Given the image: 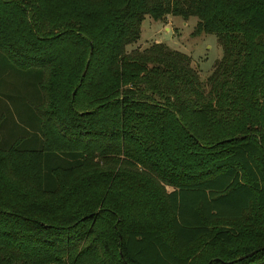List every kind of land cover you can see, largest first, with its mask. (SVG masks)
Listing matches in <instances>:
<instances>
[{"label":"trees","instance_id":"1","mask_svg":"<svg viewBox=\"0 0 264 264\" xmlns=\"http://www.w3.org/2000/svg\"><path fill=\"white\" fill-rule=\"evenodd\" d=\"M0 60V264H264V0H0Z\"/></svg>","mask_w":264,"mask_h":264},{"label":"rangeland","instance_id":"2","mask_svg":"<svg viewBox=\"0 0 264 264\" xmlns=\"http://www.w3.org/2000/svg\"><path fill=\"white\" fill-rule=\"evenodd\" d=\"M195 23L196 18L193 16L183 18L178 15H166L161 20H152L148 16H143L138 39L126 49H143L151 43H162L186 55L191 67L197 71L199 79L203 80L215 61L219 59L221 48L214 34L192 35ZM214 226H220V224ZM208 247L207 239L201 238L191 250L194 255H200ZM215 249L217 248L212 247L209 251L213 252Z\"/></svg>","mask_w":264,"mask_h":264},{"label":"water","instance_id":"3","mask_svg":"<svg viewBox=\"0 0 264 264\" xmlns=\"http://www.w3.org/2000/svg\"><path fill=\"white\" fill-rule=\"evenodd\" d=\"M82 74H83V71H82L81 75H82ZM234 138H235V137H234ZM255 251H256V250L250 251V252L246 253L245 255L240 256V257H238V258L241 259V258H243V257L250 256V255H252Z\"/></svg>","mask_w":264,"mask_h":264},{"label":"crops","instance_id":"4","mask_svg":"<svg viewBox=\"0 0 264 264\" xmlns=\"http://www.w3.org/2000/svg\"><path fill=\"white\" fill-rule=\"evenodd\" d=\"M0 62H1V60H0ZM8 74H9V73H6L5 70H4L3 73H2L1 75H4V77L6 78Z\"/></svg>","mask_w":264,"mask_h":264}]
</instances>
